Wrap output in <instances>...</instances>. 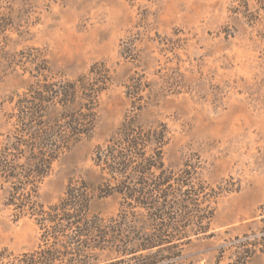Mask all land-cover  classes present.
<instances>
[{"label":"rangeland","instance_id":"374dc122","mask_svg":"<svg viewBox=\"0 0 264 264\" xmlns=\"http://www.w3.org/2000/svg\"><path fill=\"white\" fill-rule=\"evenodd\" d=\"M0 8V140L43 62L55 80L95 65L108 72L90 137L52 165L40 204H55L70 181L97 184L95 151L133 114L126 88L141 76V95L156 101L138 124L165 125V166L190 167L188 183L202 187L213 213L212 237L193 240L177 264H217L220 256L227 264L249 250L247 264H264V0H3ZM164 80L172 86L159 96ZM4 202L0 195V249L34 251V221L17 220ZM91 208L109 218L118 200L94 199Z\"/></svg>","mask_w":264,"mask_h":264},{"label":"trees","instance_id":"16d2710c","mask_svg":"<svg viewBox=\"0 0 264 264\" xmlns=\"http://www.w3.org/2000/svg\"><path fill=\"white\" fill-rule=\"evenodd\" d=\"M0 18L6 19L1 8ZM43 63V68L32 70V82L15 100L7 115L9 130L0 140L4 206L17 220L34 221L39 244L34 251L17 255L0 249V264H177L193 240L211 238L213 213L204 205L202 187L188 183L194 171L186 167L174 173L165 166V125L145 129L137 122L142 110L156 101L141 95L145 84L141 76L132 78L126 88L133 114H127L116 135L95 151L97 184L70 181L55 204L37 201L52 165L90 137L98 99L109 82L102 66L69 81L55 80ZM171 86L164 80L159 96ZM108 197L118 200V211L104 218L91 206L94 199ZM250 252H241L227 264H247Z\"/></svg>","mask_w":264,"mask_h":264}]
</instances>
